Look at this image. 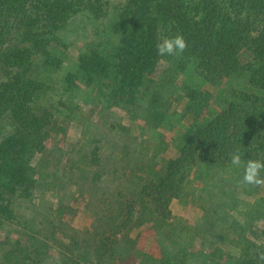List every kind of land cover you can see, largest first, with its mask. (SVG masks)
I'll use <instances>...</instances> for the list:
<instances>
[{
  "label": "trees",
  "instance_id": "obj_1",
  "mask_svg": "<svg viewBox=\"0 0 264 264\" xmlns=\"http://www.w3.org/2000/svg\"><path fill=\"white\" fill-rule=\"evenodd\" d=\"M111 4L0 0V118H7L13 129L0 141V230L14 218L17 199L34 195L38 174L33 159L46 151L57 126L52 112L38 106L47 87L35 78L34 59L40 56L49 68H60L62 60L54 51L63 45L61 35L68 25L78 15L93 23L103 21ZM113 15L120 28L116 43L101 41L77 57L85 84L108 106L128 109L138 104L145 88L155 83L159 63L169 59L157 55V43L177 34L188 42L180 55L182 67L192 63L209 83L245 74L247 87L219 111L211 94L187 87L184 111L194 119L180 136L175 158L152 163L121 147L117 164L104 168L112 155L95 148L90 167L103 182L98 196L90 195L86 182L74 180L71 185L88 196V204L93 199L99 210L91 212L93 222L85 232L73 231L74 250L62 264H123L131 257L138 264H264L257 259L264 252V231H250L261 243H234L238 256L219 246L207 247L200 255L194 239L187 242L191 225L183 224L170 207L173 200L184 202L191 173L200 165L220 169L246 185L242 177L247 160L264 161V0H124ZM164 118L161 97L151 92L145 122L156 128ZM237 150L242 156L239 168L230 163V154ZM252 187L247 184L244 191L252 194ZM143 231L151 235L158 257L137 248Z\"/></svg>",
  "mask_w": 264,
  "mask_h": 264
},
{
  "label": "rangeland",
  "instance_id": "obj_2",
  "mask_svg": "<svg viewBox=\"0 0 264 264\" xmlns=\"http://www.w3.org/2000/svg\"><path fill=\"white\" fill-rule=\"evenodd\" d=\"M123 1L111 0L109 16L98 23L89 21L84 15L74 18L61 35L63 45H58L54 51L62 60L60 68H49L40 56L34 59L35 78L47 87L38 106L52 112L57 126L46 151L33 159L38 174L34 195L29 200L17 199L14 218L6 221L0 230V264L70 261L74 250L73 231L85 232L93 222L91 212L98 208L93 199L94 206L90 207L92 202L88 204V196L80 195L71 182L88 183L90 195L98 196L103 182L95 177L96 168L90 167L95 148L99 149V154L112 155L109 163L103 164L106 159L102 160L103 165H100L104 168L117 164L121 147L126 148V153L138 155V160L152 163L175 158L179 154L180 136L194 119L184 111L188 102L187 87L211 94L216 111L236 93L246 90L245 74L209 83L192 63L182 67L180 55L168 56L169 59L157 66L155 83L145 88L134 108L108 106L101 95L85 84L77 67V57L101 41L116 43L120 28L113 13ZM247 59L243 54L242 60ZM151 92L160 95L165 110V118L156 128L144 119ZM12 130L8 119L0 118V141ZM114 145L118 149L112 152ZM188 186L185 203L173 200L170 207L183 224L191 225L187 242L194 239L193 248L198 250L197 254H204L207 247L219 246L238 256L236 245L244 246L251 241L261 243L250 231L253 228L264 231V186L252 187L254 191L249 194L244 191L247 184L240 185L230 174L201 165L192 171ZM30 221L33 224L30 225ZM140 230L143 229L134 231L131 236ZM151 238L143 231L137 248L158 257ZM238 238L242 240L239 242ZM125 262L123 264H138L132 257Z\"/></svg>",
  "mask_w": 264,
  "mask_h": 264
},
{
  "label": "clouds",
  "instance_id": "obj_3",
  "mask_svg": "<svg viewBox=\"0 0 264 264\" xmlns=\"http://www.w3.org/2000/svg\"><path fill=\"white\" fill-rule=\"evenodd\" d=\"M188 48V42L182 34L171 37H165L157 43L156 51L160 57L182 55ZM230 163L234 167L239 168L242 164V156L237 150L230 154ZM264 161L249 159L244 165L242 182L253 186H264ZM258 261H264V252L257 254Z\"/></svg>",
  "mask_w": 264,
  "mask_h": 264
}]
</instances>
